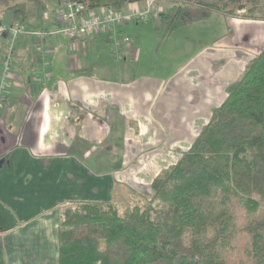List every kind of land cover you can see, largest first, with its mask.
<instances>
[{
  "label": "crops",
  "instance_id": "0c3cea01",
  "mask_svg": "<svg viewBox=\"0 0 264 264\" xmlns=\"http://www.w3.org/2000/svg\"><path fill=\"white\" fill-rule=\"evenodd\" d=\"M61 1L17 23L46 27ZM129 23L140 22L118 24L119 36ZM110 39L13 44L0 105V264H58L60 211L70 203L149 195L264 47V21L213 13L161 48L131 37L120 59Z\"/></svg>",
  "mask_w": 264,
  "mask_h": 264
},
{
  "label": "trees",
  "instance_id": "16d2710c",
  "mask_svg": "<svg viewBox=\"0 0 264 264\" xmlns=\"http://www.w3.org/2000/svg\"><path fill=\"white\" fill-rule=\"evenodd\" d=\"M50 0H0L12 24L39 17ZM118 10L144 0H69ZM163 34L207 20L253 17L261 0H164ZM189 3H191L189 5ZM52 21V22H51ZM48 25L56 23L55 15ZM144 202L121 214L111 203L60 211L58 264H264V47L226 89L190 147L151 183Z\"/></svg>",
  "mask_w": 264,
  "mask_h": 264
},
{
  "label": "built area",
  "instance_id": "2783aa9c",
  "mask_svg": "<svg viewBox=\"0 0 264 264\" xmlns=\"http://www.w3.org/2000/svg\"><path fill=\"white\" fill-rule=\"evenodd\" d=\"M162 0H144V8L137 9L132 6H123L118 10L95 9L86 10L80 3L62 0L55 11L56 23L51 26L28 28L14 23L7 28L0 29V34H6L9 40V51L3 59V75L0 79V105L3 101L5 85V72L11 57L14 42L21 36L27 37L35 43H43L51 37L64 36L76 43L83 38L92 36H107L110 39L112 54L120 59L122 45L132 41L131 37L118 35L117 25L124 22L148 21L157 18L164 9L159 4ZM127 5V4H126ZM131 5V4H128Z\"/></svg>",
  "mask_w": 264,
  "mask_h": 264
},
{
  "label": "rangeland",
  "instance_id": "374dc122",
  "mask_svg": "<svg viewBox=\"0 0 264 264\" xmlns=\"http://www.w3.org/2000/svg\"><path fill=\"white\" fill-rule=\"evenodd\" d=\"M48 3L54 4V0H50V1H48ZM138 4H140L139 5L140 7L138 9L144 8V5H145L144 1H141ZM169 4L170 3L168 1L162 0L159 5L162 6L163 9L165 10L169 6ZM190 4L191 3H189V5ZM133 5H132V7H134V6H136V8L138 7L137 5H134V6ZM26 7H27V12L29 14L30 13L37 14L36 9L32 3L27 2ZM245 12H246V10L244 12H239L238 15L235 17L264 21V0H261V5H260L259 9L256 10V13L253 17L243 16L245 14ZM48 15L49 14L47 12L43 16L46 17ZM11 19H12L11 12L5 10L3 6H0V27L8 25L10 23ZM129 25L130 26L128 27V30L125 31V34L128 36H131V37L141 38L143 40V44L145 46V49H149V48L151 49V47L154 46L153 40H155V41H156V39L159 40L163 34V29L161 28L158 20H156L155 18H153L152 20L150 19L148 22H140L137 26H134L135 24H132V23H129ZM138 28H140V30ZM8 46H9V44L7 46H5V43L2 42L0 39V49H1L0 63H1L2 59H4L3 57L6 56V54L4 55L2 53L8 48ZM10 59H11V57H10ZM107 60L110 61L109 59H107ZM146 192L151 193V191H146ZM124 194L125 193H120L118 196H116L115 202L113 204L111 203L112 205L115 206L117 211L121 214L129 211L134 205L141 204L142 202H144L143 196H139L138 194L135 195L133 193H131L128 196L124 195ZM146 196H148V195H145V197Z\"/></svg>",
  "mask_w": 264,
  "mask_h": 264
}]
</instances>
